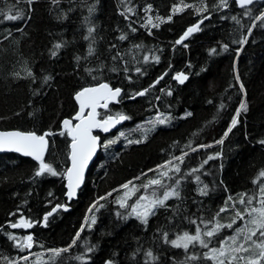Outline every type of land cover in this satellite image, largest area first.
<instances>
[{
	"label": "trees",
	"instance_id": "obj_1",
	"mask_svg": "<svg viewBox=\"0 0 264 264\" xmlns=\"http://www.w3.org/2000/svg\"><path fill=\"white\" fill-rule=\"evenodd\" d=\"M206 3L208 12L198 15L195 8L173 14V7H202L201 0H58L55 4L52 0H33L31 5L27 0H0V7L5 10L16 4L12 14L16 10L24 13L16 21H5L0 16V130L17 129L38 135L49 131L44 161L60 173L38 177L35 173L39 163L15 152L0 154V264H8V260L34 264L38 255L44 264L50 255L46 249L67 247L85 217L92 215L96 217L95 225L86 228L78 244L63 253L56 264H105L109 260L113 264H145L149 250L158 259L148 264H212L203 259L205 249L199 244L186 252L165 243L162 234L168 232L169 239L185 231L195 234L197 225L190 220H212L229 196L238 201L240 193L258 192L252 181L264 169V145L259 143L264 140V26L255 27L251 34L247 29L255 16L264 11V1L239 8L228 0V7L218 10L213 8L218 0ZM149 5L151 10L146 11ZM90 6L95 9L91 13ZM129 8L132 11H126ZM249 9L252 16L244 15ZM170 15L172 19L168 20ZM157 16L164 22L160 23ZM148 17L160 26L146 24ZM199 20H203L201 30L177 45L181 34ZM89 27L94 29L90 36ZM121 34L127 38L120 40ZM244 37L246 42L239 43ZM57 43L63 45L58 50L53 47ZM224 44L228 45L227 51L222 50ZM90 45L92 54L88 51ZM213 48L217 54L210 55ZM53 50L57 51L56 56L51 55ZM145 55L150 57L147 62ZM152 56H158L159 62ZM136 68L141 72H136ZM28 69L32 76H28ZM178 72L188 76L182 84L174 79ZM45 76L51 79L45 82ZM160 77L163 79L153 84ZM101 82L121 88L122 93L117 104L99 110V118L122 114L130 119L115 132L99 134L102 149L90 165L76 199L68 203V210H58L42 226L46 212L56 204L67 203L64 174L70 139L61 121L76 113V92ZM145 89L148 91L144 95H136ZM169 91L171 95L167 94ZM241 99L246 100L247 112L241 113L239 123L223 143L216 144L228 129ZM221 104L225 105L223 109ZM157 116L171 119L157 124L144 138L145 130L152 128L148 122ZM121 133L125 135L120 136ZM111 140L116 142L105 148L103 145ZM128 140L142 142L128 144ZM189 142L193 148L211 147L191 152L185 147ZM182 150L189 155L182 164L174 162L181 167V173H171L173 179L165 178V184H174L191 169L200 168L210 155H221L208 160L194 175L185 176L179 186L180 198L172 197L164 207H158L147 225L135 216L126 220L118 217L117 211L125 215L131 211L119 208L115 202L123 195L120 185L138 176L141 178L135 183L143 184L156 175L149 169L172 156H180ZM142 172L148 176H141ZM197 175L200 183L196 182ZM259 182H264V177ZM204 185L207 195L198 192ZM108 193L112 195L107 196ZM145 193L141 189L129 203ZM162 193L161 190L157 194ZM101 196L106 199L89 212ZM228 207L218 217L221 224L231 222L235 215L232 205ZM236 207L244 209L238 203ZM21 217L32 222L30 230L10 227ZM242 223L237 221L233 229H222L210 246L218 247V240L232 235ZM28 233L34 240L31 249L21 251L14 246L15 240L8 239L9 234L19 239ZM85 243L95 249L88 253L86 262H81L75 257L84 252ZM258 251L251 246L248 255ZM191 255L199 259L186 260ZM22 256H28V261L20 259Z\"/></svg>",
	"mask_w": 264,
	"mask_h": 264
},
{
	"label": "snow or ice",
	"instance_id": "obj_2",
	"mask_svg": "<svg viewBox=\"0 0 264 264\" xmlns=\"http://www.w3.org/2000/svg\"><path fill=\"white\" fill-rule=\"evenodd\" d=\"M18 2V0H17ZM52 2L58 3V0H52ZM235 2L241 7L246 8L248 5H252L255 0H235ZM27 3L31 5L33 0H27ZM203 4L202 7H196L193 4H183V7H173V14L176 12L183 11L185 8H195V11L198 15L208 12V5L206 0H201ZM228 0H218V4L214 5L213 8H227ZM16 9V4H13L5 10V8L0 7V16H2L5 21H16L23 17V11L16 10L15 14L13 10ZM94 7H89V12H93ZM151 10V5H149L146 11ZM126 11H132V9H127ZM123 14V13H122ZM210 15V13H209ZM244 15L252 16L251 10H246ZM157 20L160 23H163V18L157 16ZM168 20L172 19L170 15ZM203 19H208V16H204ZM232 19L236 21V23H240L236 16H233ZM203 20H199L197 24L189 27L183 35L178 39L175 43L177 45L181 44L187 37L191 36L193 33L200 31V24ZM259 22V25L257 24ZM146 24H152L153 28L159 27V23H152V17H148ZM257 26H264V11H261L259 15H256L254 20L252 21V26L247 29L248 33L251 34L253 29ZM94 31L92 27L88 28L89 36ZM132 31H136L135 28ZM151 34V33H149ZM89 36H86L85 39H89ZM127 38L126 34H121L119 39L125 40ZM247 40V37H244L239 43L243 44ZM63 45L60 43L55 44L54 49L58 50ZM187 45H185L186 47ZM134 47H140L136 45ZM228 45H222V50L227 51ZM51 51L52 56L57 55V51ZM89 54H92L94 51L91 45L89 46ZM210 55L217 54V49H210ZM80 57H77L79 60ZM115 59V57L113 58ZM150 57L148 55L144 56V61H149ZM152 60L159 62L158 56H152ZM90 71V70H89ZM127 72L128 69H125ZM136 72H141L140 68H136ZM28 76H32V72L30 69L27 70ZM19 75V73H17ZM51 79L49 76H45V82ZM159 79H163V77L158 78L156 83L159 82ZM179 83H184L188 76L184 72H178L175 77ZM239 80V77H236ZM151 87V86H150ZM241 92L244 91V85H240ZM122 89L111 88L108 84L103 83L99 84L98 87L94 88H84L81 91L77 92L76 99L80 102V112L76 114L75 119L80 122L72 125V121L69 119H65L63 121V125L66 128L68 134L72 137L71 144V159H72V167L67 170V179H68V191L66 193L67 197L71 199L76 195V189L80 187L81 183L84 180V168L87 165L88 161L92 158L93 153L96 152L97 141L99 138L97 136H93L91 134V130L93 128H101L103 131L107 132L111 127L115 124L119 123L122 120H128L130 117L118 114V119H114L112 116L107 117L103 120L96 119V106L100 99H104L105 101L111 99H117L121 94ZM148 89H145L143 92L136 93V95H144ZM163 91V90H162ZM171 95V91L167 93ZM159 99V97H157ZM211 103V101H209ZM107 107V103L103 105ZM85 107H90L92 109L91 112L88 113L87 118L82 116V113ZM225 107L224 104L220 105V108L223 109ZM248 106L246 100L241 99L239 106L236 108L235 114L232 116L231 122L228 126V129L224 132V136L215 141L216 144H222L224 138H226L232 129L239 123V117L241 113L247 112ZM186 115H191V113H186ZM170 117H161L157 116L152 121H149L152 125V128L145 130V137L147 132L152 131L157 124H166L169 122ZM50 135V133H45L44 135H37L35 132H21V131H0V150H13L16 152H22L26 156H32L35 160L39 161V168L36 171V176H42L45 173L56 176L59 175L51 164H48L43 159L44 147L46 144L45 136ZM124 133H121L120 136H124ZM119 139V137H117ZM115 140L108 141L103 146L106 148L108 145L115 143ZM142 140H128V144L132 143H141ZM261 145H264V140L259 141ZM191 152H195L197 148H206L211 147V145H198L197 148L191 147V142L185 146ZM189 155L188 151H183L180 156H172L170 160L165 161L164 163L157 165L155 169H149L148 172L156 173L153 177H148L146 182L143 184H136L135 181L140 180V176L134 177L132 180L127 181L126 183L120 185V189L124 190L123 195L118 196L116 199V204L121 209H131V211L127 212L125 215L117 211L116 215L121 217L122 219H128L131 216H135L138 220L141 221L142 224H148V218L150 216H154L156 214V209L158 207H164L165 202L168 201L172 197L180 198V190L179 186L181 184V180L185 178V176H191L195 173L199 172L201 168H203L204 164L208 163V160L215 159L219 157L221 154L216 153L215 155H210L207 160H204L200 165V168H193L190 172L184 174L178 179H175L174 184H165L164 179L167 178L172 180L173 177L171 173H181V167L179 164L174 163L175 161H179L180 164L184 162V158ZM166 169V170H165ZM141 176H148V173H141ZM264 177V169H262L258 176L253 179L252 183L258 186V192L254 194L248 193H240L239 200H234L233 197L229 196L228 200L225 202V206L221 207L219 211L216 213V216L212 218V220H205L203 218H199V223L197 220H190L191 224L197 225L195 234H190L185 231L183 234H177L175 239H169L168 232H164L162 234V239L165 243L170 244L174 248H183L186 252L190 246H195L199 244V246L205 249L203 253V259L207 261H211L212 264H264V182H259L260 179ZM196 182L200 183V177L195 176ZM141 189L145 190L149 194H142L137 197L134 203H129L133 196H136L137 193L141 191ZM163 191L162 197L157 193L159 191ZM117 189H113V192H116ZM198 192L201 195H207V185H204L203 188H199ZM112 193H108L107 196H111ZM106 199L105 196L98 197L96 201L93 202V205L90 206L89 212H92L99 201ZM243 205L244 209L241 211L236 207V204ZM232 205V210L235 212V215L231 218V222L227 224H221L218 220V217L221 213L227 212L229 210L228 205ZM258 204L259 206H254ZM65 207L61 204H56L55 207H52L51 211L46 212L43 220L45 226L47 225L49 218L55 214L58 209ZM99 207H104L103 204H100ZM90 220V222H88ZM215 221V222H214ZM237 221H242V225L236 227L231 236H225L223 239L218 240V247H211L210 245L216 242V238H218V234L222 229H233V226L237 224ZM96 223L95 215L91 217H85V223L81 225L79 231L76 232V236L73 237L72 243L69 244L65 248H52L46 249V251L50 254L48 261L44 262V264H56L58 258L61 257L63 253L69 252L74 245H77L80 241L81 233L87 228L91 229L93 225ZM200 225H204L203 228ZM32 222L28 219L21 217V220L12 223L11 227L13 229L16 228H31ZM207 238V239H205ZM9 240H15V247L19 248L21 251L24 249H31L33 247V236L31 234L26 235L21 238H17L11 234L8 235ZM251 246H254L259 251L254 255H248L251 252ZM95 249L94 245H87L85 243V250L80 255L76 256L75 259L81 262H86L90 257L88 253L93 252ZM139 251V249H137ZM136 253H133V257H135ZM146 262L148 264L149 261H155L158 259L157 256L153 254L151 250L145 253ZM5 260H8L7 257H4ZM20 259L24 261H28V256H22ZM199 259L196 255L186 256V260H197ZM42 258L38 255L34 264H41ZM8 264H16L14 260H8ZM105 264H113L111 260L106 261Z\"/></svg>",
	"mask_w": 264,
	"mask_h": 264
},
{
	"label": "water",
	"instance_id": "obj_3",
	"mask_svg": "<svg viewBox=\"0 0 264 264\" xmlns=\"http://www.w3.org/2000/svg\"><path fill=\"white\" fill-rule=\"evenodd\" d=\"M233 1L235 2V0H233ZM263 1H264V0H255V2H263ZM255 2H254V3H255ZM235 3H236V2H235ZM236 5H237V7L241 8L237 3H236ZM248 6H249V5H248ZM246 7H247V6H246ZM195 24H197V22H196ZM195 24H193V25H195ZM190 27H191V26H190ZM188 28H189V27H188ZM188 28H187V29H188ZM187 29H186V30H187ZM156 81H157V80H156ZM156 81H154L153 84H155ZM103 83H105V82H101V83H99V84H103ZM99 84H96V85H93V86H89V87H85V88H94V87H98ZM106 84H107V83H106ZM83 89H84V88H83ZM81 90H82V89H81ZM81 90H79V91H81ZM79 91H78V92H79ZM74 99H75V102H76V104H77V113H78V112H80V102L76 99V95H74ZM117 101H118V98L115 99V100H111V99H109V100H107V101H105L104 99H100L99 102H98V104H97V106H96V109H95V111H96V113H97V115H96V119H97V120H103V119H99V117H98V111H99L100 109H106V108H108V106H109L110 104H112V103H116V104H117ZM105 103H107V107H104V106H103ZM91 111H92V109H91L90 107H85V109H84V111H83V113H82V116H83L84 118H87L88 113L91 112ZM77 113H76V114H77ZM76 114L72 117V119H69V120L72 121V125H73V126H74L75 124H77V123L80 122L79 120H76V119H75ZM107 117H109V116H107ZM107 117H106V118H107ZM112 117H113L114 119H118V117H116V118H115L114 116H112ZM106 118H105V119H106ZM65 119H66V118H65ZM65 119L62 120V125H63V121H64ZM124 122H125V120L120 121L119 123H117V124H115L113 127H111V128L109 129V131H107V132L103 131L101 128H93V129L91 130V134H92L93 136H96L95 133L108 134V133L112 132L113 130L117 129V128H118L119 126H121ZM63 127H64V125H63ZM64 129L66 130L65 127H64ZM0 131H20V130L13 129V130H0ZM66 131H67V130H66ZM21 132H23V131H21ZM46 133H48V132H46ZM44 134H45V133H43L42 135H44ZM67 135H68V137H69V139H70V144H69V154H68V166H67V169H66V172H65V175H64L65 198H66V202H67V203H63V204H61V205H64L65 207H62V208H60V209H58V210H62V211H66V210L69 209L68 203H70L72 200H75V199H76V197H77V193H78V189L82 186V184H83V182H84V180H83V182L81 183L80 187L76 189V195H75L74 197H72L71 199H69V198L67 197V195H66V193H67V191H68V187H67V185H68V179H67V175H66V173H67V170H68L69 168L72 167V159H71V152H72V149H71L72 137L68 134V132H67ZM47 136H48V135H47ZM47 136H45L46 144H45V147H44L43 159H44V157H45V154H46V152H47V147H48V138H47ZM97 137H98V136H97ZM97 145H98V146H97V148H96V152L93 153L92 158L88 161L87 165H86L85 168H84V178H85V172H86L88 166H89L90 163L95 159V157H96V155H97V153H98L99 146H100V142H99V140L97 141ZM7 152H15L16 154H19L20 156H23V157H26V158H30V159L33 160L34 162L39 163V161L35 160L32 156H26V155H24L22 152H16V151H13V150H0V154H1V153H7ZM53 207H55V206H53ZM51 209H52V208H51ZM51 209H50L49 211H51ZM49 211H48V212H49ZM44 224H45V223H44V220H42L41 225H44ZM21 229H23L24 231H28V230H30V228H21Z\"/></svg>",
	"mask_w": 264,
	"mask_h": 264
},
{
	"label": "bare ground",
	"instance_id": "obj_4",
	"mask_svg": "<svg viewBox=\"0 0 264 264\" xmlns=\"http://www.w3.org/2000/svg\"><path fill=\"white\" fill-rule=\"evenodd\" d=\"M249 6H250V5H249ZM185 31H186V30H185ZM185 31H184V32H185ZM184 32H183V33H184ZM183 33L181 34V36L183 35ZM181 36H180V37H181ZM180 37H179L178 39H180ZM178 39H177V40H178ZM111 88H113V87H111ZM115 88H117V87H115ZM140 92H143V90L140 91ZM76 93H77V92H76ZM76 93H75V94H76ZM121 93H122V91H121ZM138 93H139V92H138ZM75 94H74V95H75ZM120 96H121V94H120ZM120 96L118 97V101H119ZM141 96H142V95H141ZM74 101H75V99H74ZM118 101H117V103H118ZM75 103H76V102H75ZM115 104H116V103H112V104H110V105H115ZM110 105H109V106H110ZM76 106H77V104H76ZM76 113H77V111H76ZM76 113H75V114H76ZM75 114H74V115H75ZM74 115H73V116H74ZM73 116H72V117H73ZM110 116H114L115 118L118 117V116H116V115H110ZM72 117H71V118H66V119H72ZM64 119H65V118H64ZM100 119H105V118H100ZM62 120H63V119H62ZM61 124H62V121H61ZM62 126H63V125H62ZM63 128H64V127H63ZM117 129H118V128H117ZM117 129H115V130H113V131H116ZM16 130H17V129H16ZM20 131H21V130H20ZM113 131H112V132H113ZM23 132H26V131H23ZM46 132L50 133L49 131H46ZM46 132H43V133H46ZM43 133H42V134H43ZM110 133H111V132H110ZM42 134H40V135H42ZM95 134H96V136H98V138H99V142H100V136H99V134H101V133H95ZM108 134H109V133H108ZM108 134H101V135H108ZM37 135H38V134H37ZM49 136H50V135H48L47 138H49ZM99 150H100V146H99ZM99 150H98V152H99ZM29 159H30V158H29ZM92 162H93V161H92ZM92 162L90 163V165L92 164ZM90 165L88 166V168H87V170H86V172H85V178H86V174H87V171H88ZM65 172H66V171H65ZM64 175H65V174H64ZM85 178H84V181H85ZM83 183H84V182H83ZM82 186H83V184H82ZM82 186H81V187H82ZM81 187H80V188H81ZM80 188H79V189H80ZM79 189H78V190H79ZM64 195H65V194H64ZM77 195H78V193H77ZM62 204H63V203H62ZM44 215H45V214H44ZM42 220H43V219H42ZM42 220H41V222H42ZM40 225H41V224H40ZM44 225H45V224H44ZM44 225H42V226H44ZM30 229H31V228H30Z\"/></svg>",
	"mask_w": 264,
	"mask_h": 264
},
{
	"label": "flooded vegetation",
	"instance_id": "obj_5",
	"mask_svg": "<svg viewBox=\"0 0 264 264\" xmlns=\"http://www.w3.org/2000/svg\"><path fill=\"white\" fill-rule=\"evenodd\" d=\"M113 132H115V131H113ZM112 133V132H111ZM110 134V133H109ZM102 142L100 141V150H101V146H102V144H101ZM99 150V151H100ZM11 227V226H10ZM12 228V227H11ZM13 229V228H12Z\"/></svg>",
	"mask_w": 264,
	"mask_h": 264
},
{
	"label": "rangeland",
	"instance_id": "obj_6",
	"mask_svg": "<svg viewBox=\"0 0 264 264\" xmlns=\"http://www.w3.org/2000/svg\"><path fill=\"white\" fill-rule=\"evenodd\" d=\"M118 132H119V131H118ZM101 149H102V148H101ZM100 151H101V150H100ZM145 194H149V193L146 192ZM162 195H163V193L161 194V197H162ZM230 236H231V235H230Z\"/></svg>",
	"mask_w": 264,
	"mask_h": 264
}]
</instances>
